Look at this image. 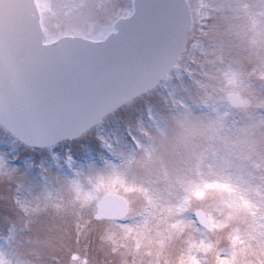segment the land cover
<instances>
[{
    "label": "snow or ice",
    "instance_id": "obj_1",
    "mask_svg": "<svg viewBox=\"0 0 264 264\" xmlns=\"http://www.w3.org/2000/svg\"><path fill=\"white\" fill-rule=\"evenodd\" d=\"M0 264H264V0H0Z\"/></svg>",
    "mask_w": 264,
    "mask_h": 264
}]
</instances>
